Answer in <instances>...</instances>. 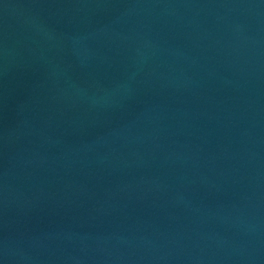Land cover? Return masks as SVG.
<instances>
[{
  "label": "water",
  "instance_id": "obj_1",
  "mask_svg": "<svg viewBox=\"0 0 264 264\" xmlns=\"http://www.w3.org/2000/svg\"><path fill=\"white\" fill-rule=\"evenodd\" d=\"M0 264H264V0H0Z\"/></svg>",
  "mask_w": 264,
  "mask_h": 264
}]
</instances>
